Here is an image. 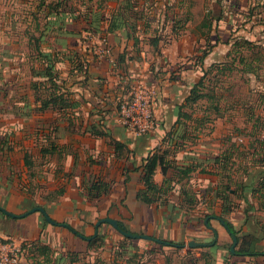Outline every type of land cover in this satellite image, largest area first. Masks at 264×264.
<instances>
[{
  "label": "crops",
  "instance_id": "obj_1",
  "mask_svg": "<svg viewBox=\"0 0 264 264\" xmlns=\"http://www.w3.org/2000/svg\"><path fill=\"white\" fill-rule=\"evenodd\" d=\"M59 1L20 0L15 14L0 8V142L6 141L8 148L4 154L0 153V208L14 215H22L35 207H41L56 222V225L48 223L40 212L23 218H11L0 212V231L7 228V222L10 230V223H21L22 227L16 228L30 242L47 245L51 250L55 248L63 257L75 254L79 257L96 252L87 249L89 240L85 238L94 234L95 224L99 220L109 218L121 222L135 235L179 243L182 247L189 243H200L205 246L195 248L206 252L213 250L212 247L216 245L219 247L217 252L222 257L226 256L228 250L225 244L217 241L211 244L215 235L218 240V233L230 237L220 220L224 219L236 226L226 219L233 214L234 209L222 214L226 202L217 196V187L223 180L221 172L226 168L223 169L221 163L214 164L215 158L223 153L220 142L226 132L220 129L223 123L228 129L229 124L225 120H218L213 126L216 128L208 134L197 135V143L190 146L184 145L188 134L181 132L180 128L174 133L173 126L177 107L184 103L192 85L201 77V71H207L212 66L222 68L226 64H242L240 66L246 69L243 72L250 79V85L264 97V67L260 66V62L264 61V37L257 40L246 25L250 1H213L214 9L210 17L205 18L211 21L210 29L206 28L208 31L203 32L204 19L197 27L198 36L195 32L194 36L179 39V43L171 42L165 53L159 51L158 39L151 40L153 50L149 66L139 48V36L147 35L148 26H141L140 23L138 26L131 25L132 16L126 14L127 10L132 12L137 7L134 5L132 10L129 9V2L125 7H113L109 13L102 4H98L106 14L102 21L103 31L112 47L117 67L110 55L107 62L87 56L81 48L85 43L81 41L83 36L81 32L75 31L73 23L56 24L52 21L55 24L52 25L47 21L51 16L49 6ZM74 5L78 8L91 6L84 3ZM118 13L126 17L124 27L109 33L110 17ZM17 15H26L23 31H20L21 23L17 24L14 20ZM136 15L140 18L138 13ZM49 25L50 28H47ZM138 29L139 36L136 34ZM22 41L26 52L19 50ZM205 45L209 46V53L202 57V54H198L202 53ZM249 47L256 49V58L252 56L254 54H245L249 52ZM43 54L54 56V69L62 82L61 93L66 108H53L50 105L46 111H39L45 98L59 95L60 92H54L47 83L43 72ZM179 62L181 70L173 73ZM24 63L32 78L20 82ZM77 63L81 71L75 73L74 66ZM142 69L149 71V83L157 86L163 101L158 110L166 122L157 133L131 136L119 126L115 101L121 95L122 80ZM180 73H191L195 78L190 83H179L173 75ZM180 79L184 80V77ZM34 84L38 86L36 90ZM92 127L98 134L92 131ZM234 139L226 140L233 142ZM238 140L243 141L242 138ZM260 140L262 146L253 152L264 157V135ZM116 143L122 147L119 149ZM165 151H169L164 155L165 163L178 169L190 167L192 172L188 178L180 180L178 171L169 167L166 178L170 180V186L166 185V192L157 196L156 203L143 204L137 198L138 192L144 188L143 165L149 156L154 153L163 155ZM25 157L30 159L31 166H25ZM259 166L260 172L254 178L264 174V166ZM226 173L230 175L228 170ZM164 180L160 167H157L153 182L160 187ZM99 181L109 185L108 193L103 192L99 198L89 199L84 186ZM250 184L244 183L246 186ZM59 191L62 193L55 195ZM232 194L233 190L230 191L229 202H233ZM247 195L251 196L245 192L241 199L246 203L241 211L245 229L242 232L252 233L254 230L246 231L251 218L248 208L256 204L250 205ZM206 216L211 217L210 226L207 225ZM214 222L220 224L221 233L220 230L216 231ZM70 227L79 236L71 233L68 230ZM98 234L105 236L104 251L99 250L103 251L104 257L107 249L118 244L121 236L124 237L107 223L98 227ZM257 234L254 232L255 236ZM212 236L214 238L210 240ZM133 240L138 242L132 250L144 256H147L145 249H160L155 248V244L160 243ZM166 248L173 247L161 249ZM108 258H111L110 253ZM218 258H215L216 264H235L237 261L264 264V257L227 255L226 261ZM230 258L233 263H230Z\"/></svg>",
  "mask_w": 264,
  "mask_h": 264
},
{
  "label": "rangeland",
  "instance_id": "obj_2",
  "mask_svg": "<svg viewBox=\"0 0 264 264\" xmlns=\"http://www.w3.org/2000/svg\"><path fill=\"white\" fill-rule=\"evenodd\" d=\"M32 1L34 2L36 0ZM213 1L218 2L221 0H119L117 2H115V0H73L76 5L84 3L97 6L98 4H102L103 9L109 13L113 11V7H125L129 2L133 3L137 8L132 12H128L127 10L126 14L132 16L130 18L131 25L138 26L140 23L141 26H148L147 35L141 34L139 36L138 32L140 29L136 31L141 41L139 48L143 52L148 66L151 64L152 60L153 46L151 45V40L158 39L160 41L159 51L165 53V50L169 47L171 42L176 41L179 43V39L183 40L184 37L194 36L195 32L196 34L198 32L197 27L200 25L201 21L203 23L206 16L210 17V12L214 9ZM249 1L246 11L248 13L246 16V25H248L250 29L249 32H252L253 37L260 40L262 36L264 37V0ZM18 4H20V0H0V8H6L9 12H13V14L16 13ZM137 13L140 15V18L137 17ZM25 17L24 15H17L14 18L17 24L21 23L22 25L20 26V31L24 30L26 21L23 20H27L24 19ZM207 31L208 30L203 27V32ZM81 34L83 36V42H86L81 47L83 52L90 58L93 57L98 61H100L98 59L100 58L107 62L108 57H101L100 55L102 36L97 37L85 31H82ZM198 35L199 34H197V36ZM24 46V41H22V47L19 50L26 52ZM208 49L209 46L205 45L202 53L200 52L198 55L202 54V56H206L209 53ZM248 51L249 52H245V54H254L252 56L256 58L255 48L249 47ZM111 54L113 56V53H110V57ZM31 62L32 64L34 63L33 60H31ZM234 62L236 63V60ZM77 65L78 63L75 64V66ZM240 65L239 63L235 65L231 63V65L226 64L222 68L216 66L207 68L204 86L198 89L201 90L206 97L184 108L183 111L185 114L189 115L191 119L182 121L183 125L180 127L181 132L186 131L185 134H188V139L184 145L190 146V144L193 145L197 143V135L208 134L211 129L216 128L213 126H215V122H219L218 120H222V122L226 121V123L229 124L228 129L224 126V123L220 129V131H225L226 133L224 135L225 137H223L220 142V150H223V153H221L219 159L222 160V165L220 166L223 167V169L226 168L225 171L222 170L221 172L223 175V182H226L228 177H230L233 181L231 184L232 188H236L238 184L256 183L264 176L263 174L260 178H254L257 177V173L260 172L258 169V167H260L259 165L264 166V157H260V154L255 153V151L253 152V150L259 149L262 146L260 139L264 135V97L255 90L254 86L250 85V79L246 73L243 72L246 69H243ZM260 66L264 67V61L260 62ZM181 67V62L177 63L174 67L175 72L173 73H178ZM74 72L78 73L76 70H74ZM148 73V70H138V73L122 80L120 89L121 95L115 101L116 116L119 126L123 128L126 134L131 136L136 135L130 133L123 125L121 121L122 115L119 109L122 103L128 101L131 94L133 98L136 94L148 97L147 92L149 89L152 88L156 91L154 104L150 105L151 120L154 129L146 135L159 132L164 128L166 122L165 119L163 120V115L159 114L158 110L160 105L163 104V101L159 96L157 86L149 83L151 75ZM192 75L191 73L188 75H181L180 73L179 75L174 74L173 77L176 78L175 81L185 84L186 82L190 83L193 78H195V76L192 77ZM29 77L32 78L31 73L24 63L20 71L19 81L26 82L29 80ZM181 77H184V80H181ZM172 80L174 81V79ZM232 137L233 139L235 138L233 142H231V140H226ZM239 138H242L243 141H239ZM226 153L228 155H225ZM227 170L230 175H227ZM241 199L242 198H240L237 192L232 199L233 214L228 217L226 216V219L234 223L238 230H245L241 211L246 203ZM247 200L249 204L255 203L256 205H252L253 209H250L251 218L248 221L246 231L254 229L261 230V228L264 227V211L259 210L257 198L247 195ZM6 224L7 228L5 227L0 231V245H8L18 250V264H32L33 260L37 258L36 251L32 247H25V242H29L30 240L24 233L18 231L16 228V226L22 227L23 224L10 223L9 226H11V230L8 228V222ZM213 224L215 225L216 231L220 230L221 233L222 228H220V224L217 222ZM104 227L108 228L106 225H104ZM100 233L103 234L102 231ZM240 234L242 233L240 232ZM213 238L214 236H212L210 240H213ZM216 243L225 244L227 248L230 249L233 241L231 237L220 236L218 233V240ZM116 245L122 247L123 250L121 251L122 257L118 258L114 262L115 264H205L207 260L205 256L201 258L202 253L206 251H201L198 248H190L188 246L180 250L174 248H160L157 249V251H148L145 249V254H147V256H144L132 250L133 246L130 247L122 236L119 239V243ZM258 245L259 247L261 246L264 251V240L259 242ZM108 250L109 249H107L105 257L102 253L104 250L101 252L97 250L93 252V255L82 254L76 257L77 261L73 263L71 259L74 257L65 256V261H60L59 258L62 255L59 254V250L53 248L52 251L55 264H95L94 258L97 259V257H104L103 260L107 263L112 261L111 258H108ZM128 251L131 252L129 253ZM157 254L159 256H157ZM149 255L152 256L149 257ZM215 256L217 258V255ZM230 263H233V259L231 258ZM248 263L249 261H245V263L239 261L235 262V264ZM250 264L258 263L251 262Z\"/></svg>",
  "mask_w": 264,
  "mask_h": 264
},
{
  "label": "trees",
  "instance_id": "obj_3",
  "mask_svg": "<svg viewBox=\"0 0 264 264\" xmlns=\"http://www.w3.org/2000/svg\"><path fill=\"white\" fill-rule=\"evenodd\" d=\"M127 7L132 10L134 5L133 3H131ZM49 13H50L49 15L51 16L50 18L48 17L49 19L47 21L51 24H52V21L55 22L56 24H59V22L60 23L71 22L74 24L76 32L85 31V32H90L97 37L102 36L101 39L105 41L104 47L107 48L110 53H113L112 47L108 41V37L104 34V31H103L102 21L104 20L106 14L102 12L100 5L97 6L96 8H94L93 6H88V7L82 6L81 8H78L74 5L72 0H60L59 2L55 4H51L49 6ZM114 15L110 17V19L112 20L108 27L109 33L114 32L124 27V21L126 19L124 14L118 13L115 15L116 17H114ZM210 23L211 21H209L208 19H205L203 26L207 29H210ZM52 25H55V24H52ZM47 28H50V25L47 26ZM81 41L83 42V39ZM41 57L44 63L43 72L46 77L47 83L50 85V89H53L54 92L55 91H60V92H58L59 95H55V96L49 95L47 98H45L42 101V106L40 107L39 111L41 112L46 111L47 109H49L50 105H52L53 108L55 107H58L60 109L66 108L67 105L63 99V94L61 93L62 82L59 80L58 75L54 69V62H53L54 56L50 54L49 55L43 54L41 55ZM111 57L113 58L112 54H111ZM202 57H205V55ZM202 59L203 58H201V60ZM115 60L116 59L113 58V61L117 67L118 64H117V61ZM74 70L80 72L81 66H79V64L77 66H74ZM205 75H206V71H201V77L198 79V81H196L192 85L189 95L185 98L184 103L177 107L176 121L174 123L175 126H173V128H175V130H173L174 133L177 131L178 128H180V126L183 125L182 120L185 121V120L191 119L190 116L185 114V112L183 111L184 108L188 107V105L190 104H195L197 101L206 97V95L203 94L201 90H198L204 86ZM37 87L38 86L36 84L33 85V88L35 90L37 89ZM75 106H77V103L75 104ZM92 131L97 133L93 127H92ZM183 133L185 134L186 131H184ZM116 145L119 149L122 147L120 144L116 143ZM6 147H7L6 141L0 142V153L4 154V151L8 149ZM168 153L169 151L163 152V155H158L154 153L153 155L149 156L146 159L145 164L143 165V170H142V182H143L144 188L140 190L137 194V198L139 199L141 203L146 204V205H151V204L156 203L157 196L160 193L166 192V185L168 187L170 186V180L166 178V175H167L168 168L172 167V165L164 162V158H165L164 155H167ZM24 162H25L26 167L31 166V161L29 158L25 157ZM220 163H222V160H220L219 157L215 158L214 164H220ZM157 167H160L161 173L165 177V180L163 181V185L160 187L157 186L153 182V176H154V173ZM172 168L178 171V174H180L179 176L180 180L184 178H188V175L192 172V168L190 167H187L184 169H178L174 167ZM232 182H233L232 179L228 177L226 182H223V180H221V183L217 187V196L222 201L226 202L225 204H223L222 214L228 213L233 208V203L229 202V195H230L231 190H233L232 195H235L238 192L240 193L241 198H244L245 192L250 193L252 197L257 198V203H258L257 205L259 207V210L264 211V176L261 177L258 182L252 183L249 186H246L244 184H238L237 187L233 189L231 187ZM108 191H109V185L101 181L95 182L94 184H91V185L88 184L84 186V192L86 193L89 199H97L100 197L101 193L103 192L108 193ZM183 192L184 194H187L185 191ZM61 193L62 191L55 192V195H59ZM248 209H253V207L249 206ZM221 216H219V218L222 219ZM207 219H208L207 225L210 226L209 221L211 217L206 216L205 220ZM222 221L226 225V231L229 234V236L231 238L235 237L237 239V244L234 249V253L232 254L230 252V249L227 248L228 252L225 254L226 256L228 255V256H235V257H257V258L264 257V251L262 250L261 246L259 247L258 245L259 242L264 240V227L261 228V230L254 229L252 233H249V232H242V230L236 229L231 223H229L228 221L224 219H222ZM117 223H118V227L120 230L133 234L132 232H130V230H128V228L124 224H122L121 222H117ZM68 230L74 235L79 236V234L75 232L74 229H72L71 227L68 228ZM240 232L242 234H240ZM254 232L258 233L257 236L254 235ZM88 238H90V240L87 241L88 250L97 251L100 249L102 250L104 249L105 236L98 234L95 237H93L92 235ZM88 238H85V240H87ZM123 239L128 243L129 246H133L134 244H137L138 242L136 240L129 239L126 237H123ZM162 242L163 243H160L159 245L155 244L156 247L162 248L165 246H169V247H173L179 250L183 248L182 245L179 243H174L171 241H162ZM25 243H26L24 244L26 245L25 247L27 248L32 247L36 251L37 258L33 260L32 264H55L54 262L55 260L53 259V252L50 249V247L44 244L34 243L30 241L25 242ZM212 249L213 250L209 252H203L201 255V258L203 256L207 257L205 264H212V262L216 264L217 261H215V258H216L215 255H217V257L219 256L218 260L221 259V260L226 261V256L222 257V254L220 252H217V250L219 249L218 246L215 245L212 247ZM122 250H123L122 247H119V245L118 246L113 245L111 249L108 250L111 255L112 261L110 263H107L100 257H97V259L96 258L94 259L95 264L97 263L115 264L114 262L118 258L122 257V254H121ZM152 250L155 251V249H152ZM136 253L139 254L138 251ZM72 257L74 258L71 259V262L72 263L76 262L77 261L76 257H78L77 254L73 255ZM59 259L60 261H65V258L63 256H61Z\"/></svg>",
  "mask_w": 264,
  "mask_h": 264
},
{
  "label": "built area",
  "instance_id": "obj_4",
  "mask_svg": "<svg viewBox=\"0 0 264 264\" xmlns=\"http://www.w3.org/2000/svg\"><path fill=\"white\" fill-rule=\"evenodd\" d=\"M105 46V41L101 40V57H108L110 52ZM112 62V61H111ZM132 95V94H131ZM128 98L119 106L121 121L125 128L136 136L146 135L154 128L151 120L150 105L154 104L156 91L152 88L148 90L147 96L134 95ZM151 100V101H150ZM18 250L11 246L0 245V264H18Z\"/></svg>",
  "mask_w": 264,
  "mask_h": 264
},
{
  "label": "water",
  "instance_id": "obj_5",
  "mask_svg": "<svg viewBox=\"0 0 264 264\" xmlns=\"http://www.w3.org/2000/svg\"><path fill=\"white\" fill-rule=\"evenodd\" d=\"M0 212H2L4 215H6L8 217H11V218H23V217H25V216H27V215H29L31 213L40 212L44 216L45 220L48 223H50L52 225H56V223L49 218V216L46 214V212L44 211V209L41 208V207H35V208L31 209L30 211L22 214V215H14V214H11V213L7 212L6 210H4L2 208H0ZM103 223H107V224L111 225L121 235H123L126 238H129V239H140V240H147V241H154L156 243H163V242H161L158 239H154V238L149 237V236H146V235H133L131 233L124 232V231H122V230L119 229L117 221L112 220V219H109V218L99 220L95 224V232L93 234V237L97 236V229ZM220 223L226 229V225H225V223L222 220H220ZM205 224H206V222H205ZM61 226L66 227V225H64V224H61ZM88 240H90V238H88ZM216 241H217V236L215 235L214 241L212 242L211 245H213ZM232 241H233V243H232V246L230 247V252L233 254L234 253V249H235L236 244H237V239L235 237H233L232 238ZM188 246L190 248H195V247H201V246H205V245L204 244H200V243H189Z\"/></svg>",
  "mask_w": 264,
  "mask_h": 264
}]
</instances>
